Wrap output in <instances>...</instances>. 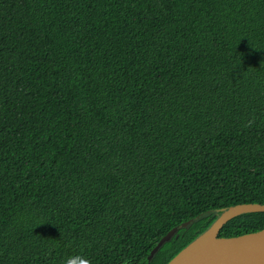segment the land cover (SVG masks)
Here are the masks:
<instances>
[{
  "label": "trees",
  "instance_id": "obj_1",
  "mask_svg": "<svg viewBox=\"0 0 264 264\" xmlns=\"http://www.w3.org/2000/svg\"><path fill=\"white\" fill-rule=\"evenodd\" d=\"M264 205V0H0V264H167ZM264 229V213L220 237Z\"/></svg>",
  "mask_w": 264,
  "mask_h": 264
},
{
  "label": "water",
  "instance_id": "obj_2",
  "mask_svg": "<svg viewBox=\"0 0 264 264\" xmlns=\"http://www.w3.org/2000/svg\"><path fill=\"white\" fill-rule=\"evenodd\" d=\"M218 214L211 225L187 246L181 249L167 264H264V229L235 237H220L221 228L230 220L245 214L264 213V205L238 204L221 210H210L183 222L163 236L150 252V261L158 250L169 242L178 231L197 219Z\"/></svg>",
  "mask_w": 264,
  "mask_h": 264
},
{
  "label": "clouds",
  "instance_id": "obj_3",
  "mask_svg": "<svg viewBox=\"0 0 264 264\" xmlns=\"http://www.w3.org/2000/svg\"><path fill=\"white\" fill-rule=\"evenodd\" d=\"M64 264H90V261L82 255H74L67 257Z\"/></svg>",
  "mask_w": 264,
  "mask_h": 264
}]
</instances>
